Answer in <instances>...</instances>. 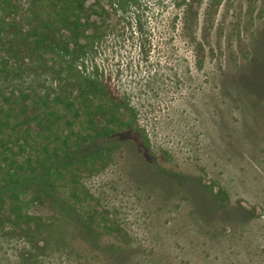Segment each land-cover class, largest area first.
<instances>
[{
    "label": "rangeland",
    "instance_id": "374dc122",
    "mask_svg": "<svg viewBox=\"0 0 264 264\" xmlns=\"http://www.w3.org/2000/svg\"><path fill=\"white\" fill-rule=\"evenodd\" d=\"M100 26L78 69L133 108L146 158L174 180L120 143L78 179L120 233L85 239L20 192L42 226L0 217V264H264V0H108ZM25 87L0 78L5 95Z\"/></svg>",
    "mask_w": 264,
    "mask_h": 264
},
{
    "label": "trees",
    "instance_id": "16d2710c",
    "mask_svg": "<svg viewBox=\"0 0 264 264\" xmlns=\"http://www.w3.org/2000/svg\"><path fill=\"white\" fill-rule=\"evenodd\" d=\"M107 2L0 0V78L32 88L8 95L0 88V217L14 228L41 225L21 208L20 192L29 191L34 203L54 207L85 239L119 234L78 179L107 168L120 143L151 176L174 180L146 158L151 147L133 108L78 69L100 33ZM188 5L191 25L196 12ZM182 179L175 177L178 185Z\"/></svg>",
    "mask_w": 264,
    "mask_h": 264
}]
</instances>
